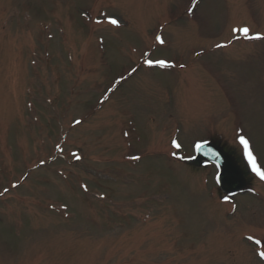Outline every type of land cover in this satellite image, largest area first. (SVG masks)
I'll return each instance as SVG.
<instances>
[{
	"label": "rangeland",
	"instance_id": "obj_1",
	"mask_svg": "<svg viewBox=\"0 0 264 264\" xmlns=\"http://www.w3.org/2000/svg\"><path fill=\"white\" fill-rule=\"evenodd\" d=\"M241 138L264 172V0H0V264H262Z\"/></svg>",
	"mask_w": 264,
	"mask_h": 264
},
{
	"label": "water",
	"instance_id": "obj_2",
	"mask_svg": "<svg viewBox=\"0 0 264 264\" xmlns=\"http://www.w3.org/2000/svg\"><path fill=\"white\" fill-rule=\"evenodd\" d=\"M203 160L212 161L220 166L221 172L217 181L223 192L232 193L245 187L242 170L235 160L218 146L211 143L201 144L197 148L196 157L190 163L199 166Z\"/></svg>",
	"mask_w": 264,
	"mask_h": 264
},
{
	"label": "snow or ice",
	"instance_id": "obj_3",
	"mask_svg": "<svg viewBox=\"0 0 264 264\" xmlns=\"http://www.w3.org/2000/svg\"><path fill=\"white\" fill-rule=\"evenodd\" d=\"M110 22H111L112 24H116V23H117V21H116L115 19L111 20ZM243 31L245 32V34H247L248 29L245 28V29H243ZM157 40H160V38L157 37ZM161 42H162V41H161ZM147 63H148V64H152L153 62H152V61H147ZM158 63H160L161 65L164 64L163 61H160V62H158ZM241 143L244 144V146H245V149H246V155L248 156V160H249L250 165L252 166V170H253V171H254V172H255V173H256L261 179H264V172H262V171L258 168V166L256 165V162H255V158L251 155V153H250V152H247V148H248L247 141L244 140L243 138H241ZM173 144H174V146L179 147V145L176 144L175 141H173ZM198 147H199V145H198ZM250 239H251V238H250ZM257 243H259V241H257ZM260 255H261L262 257H264V253H261Z\"/></svg>",
	"mask_w": 264,
	"mask_h": 264
}]
</instances>
